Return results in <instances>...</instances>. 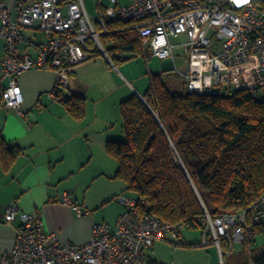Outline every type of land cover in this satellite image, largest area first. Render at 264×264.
Listing matches in <instances>:
<instances>
[{
	"label": "built area",
	"instance_id": "1",
	"mask_svg": "<svg viewBox=\"0 0 264 264\" xmlns=\"http://www.w3.org/2000/svg\"><path fill=\"white\" fill-rule=\"evenodd\" d=\"M107 1L91 17L82 0H0V108H20L23 94L17 79L24 72L52 70L57 87L94 52L110 60L99 37L112 22L130 25L146 62L173 60V49L182 48L186 61L174 73L188 93L247 92L264 99L258 94L264 88V0ZM26 30L42 35V41L26 39ZM180 37L184 40L175 44L173 39ZM50 96L55 97L54 90ZM60 201L72 204L67 196ZM114 201L122 207L114 227L94 224L83 245L45 232L39 212L18 213L14 204L8 205L4 222L18 219L20 225L12 248L0 252V264H150L146 252L158 242L178 243L187 230L184 222L170 223L154 214L143 198L128 194ZM74 209L78 217L83 214ZM198 222L199 246L215 245L222 260L220 241H227L231 252L233 245L250 242L253 226L264 222V194L246 210L222 209L216 216L205 211Z\"/></svg>",
	"mask_w": 264,
	"mask_h": 264
},
{
	"label": "trees",
	"instance_id": "2",
	"mask_svg": "<svg viewBox=\"0 0 264 264\" xmlns=\"http://www.w3.org/2000/svg\"><path fill=\"white\" fill-rule=\"evenodd\" d=\"M129 27L112 22L107 34L99 37L112 61L123 53L141 55L136 33ZM170 76L169 71L150 75L144 101L133 94L120 103L124 137L108 141L106 153L117 162L114 178L127 192L145 199L165 221L184 222L187 230L200 231L198 219L205 211L216 216L222 209L246 210L264 194V99L258 101L247 92L211 96L174 90ZM54 90L68 113L81 120L83 99L61 97ZM21 154L22 149L0 133L4 173ZM252 233L238 254L228 252V242L220 241L224 259L264 264V246L262 251L252 248L257 234L264 238V222L253 226Z\"/></svg>",
	"mask_w": 264,
	"mask_h": 264
},
{
	"label": "crops",
	"instance_id": "3",
	"mask_svg": "<svg viewBox=\"0 0 264 264\" xmlns=\"http://www.w3.org/2000/svg\"><path fill=\"white\" fill-rule=\"evenodd\" d=\"M105 5L97 0L95 12ZM23 36L43 39L30 30ZM116 62L99 53L76 66L68 82L57 87L52 70H32L18 77L22 105L17 110L0 108L1 137L22 149L8 172L0 165V252L12 248L20 225L18 219L10 224L3 220L10 204L18 213L39 212L45 232L55 233L61 242L83 245L94 224L114 227L122 212L114 199L126 195V190L114 178L117 162L107 155L106 144L124 137L120 103L133 94L142 97L150 80V74L144 81L145 77L132 74L128 64ZM55 87L61 97L83 99L81 120H75L56 95L50 96ZM63 196L72 204L62 203ZM74 207L83 211L80 217ZM196 233L185 231L176 244L156 243L146 252L150 264H236L232 257L223 256L222 261L215 245L197 246L200 231ZM241 247L233 245L231 253L238 254Z\"/></svg>",
	"mask_w": 264,
	"mask_h": 264
},
{
	"label": "rangeland",
	"instance_id": "4",
	"mask_svg": "<svg viewBox=\"0 0 264 264\" xmlns=\"http://www.w3.org/2000/svg\"><path fill=\"white\" fill-rule=\"evenodd\" d=\"M97 0H82V3L85 6V10L87 13L91 16L94 17L96 12H95V4ZM102 4H108L107 0H100ZM184 40L183 37L180 38H174L173 42L175 44H179ZM1 44V43H0ZM120 59L119 61L116 62L117 64H128V67L130 68L132 74L135 76H140L141 78L145 77V80H148V74L150 75H157L162 73L163 71H169L171 76L169 78V85L172 89L174 90H179L183 91L184 90V85L182 83V80L176 76L174 73V67H178L177 69H180L183 64L186 61V57L182 53V48L180 47H175L173 49V60L171 59H166V60H159L156 58H150L147 62L145 58L140 55V56H135L133 57V54L130 53H123L121 55H118ZM259 95H264V88L258 91ZM126 195H133L131 192H126ZM115 204V203H114ZM110 212L114 215L115 214V207L111 206ZM101 220L105 221H111V219L108 218H101ZM186 232H191L193 234H197L198 230H186ZM262 246H264V238L262 235L257 234L253 240L252 248L255 251H258L259 249L262 251ZM169 253V252H168ZM165 256H170V254L164 253Z\"/></svg>",
	"mask_w": 264,
	"mask_h": 264
},
{
	"label": "bare ground",
	"instance_id": "5",
	"mask_svg": "<svg viewBox=\"0 0 264 264\" xmlns=\"http://www.w3.org/2000/svg\"><path fill=\"white\" fill-rule=\"evenodd\" d=\"M178 68V67H177Z\"/></svg>",
	"mask_w": 264,
	"mask_h": 264
}]
</instances>
